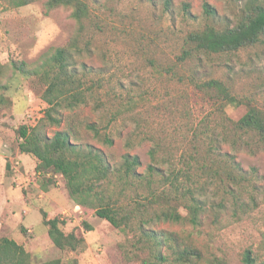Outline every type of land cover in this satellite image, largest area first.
Here are the masks:
<instances>
[{
  "label": "rangeland",
  "instance_id": "1",
  "mask_svg": "<svg viewBox=\"0 0 264 264\" xmlns=\"http://www.w3.org/2000/svg\"><path fill=\"white\" fill-rule=\"evenodd\" d=\"M45 1L15 7L0 0V62L33 65L51 47L65 46L72 50V66L102 84L88 104L55 114L62 122L49 125V134L69 130L73 142L102 150L114 167L128 153L139 155V173L157 165L154 191L170 196L186 218L155 220L147 228L177 232L206 258L244 264V254L251 250L256 263L264 264V144L256 134L234 129L229 120H239L247 105L223 113L191 78L195 72L201 81L223 80L235 94L264 109V38L238 52L178 61L188 32L207 23L234 26L247 0H87L92 20L82 37L70 8L46 12ZM207 2L216 9L215 17H206ZM169 67L177 74L165 70ZM8 75V90H0V237L23 244L37 264L56 258L64 264H141V259L124 260L120 243L125 232L79 205L61 174L33 179L38 159L20 151L16 129L33 127L45 117V87L14 70ZM140 94L144 97L136 106L128 105L129 96ZM90 123L99 127L100 137L88 128ZM141 192L145 201L148 188ZM191 194L201 206L197 227L185 204L172 200L179 195L190 201ZM132 196L136 192L127 189L121 202L130 203ZM44 214L65 220V231L83 236L86 249L57 247Z\"/></svg>",
  "mask_w": 264,
  "mask_h": 264
},
{
  "label": "trees",
  "instance_id": "2",
  "mask_svg": "<svg viewBox=\"0 0 264 264\" xmlns=\"http://www.w3.org/2000/svg\"><path fill=\"white\" fill-rule=\"evenodd\" d=\"M15 7H22L37 0H8ZM170 2L168 1V4ZM59 7L70 8L71 17L79 25L78 37H82L85 26L92 20L91 6L87 0H46V12ZM206 17L216 16V9L208 2L204 4ZM264 38V0H247L234 26L219 28L207 23L202 28L188 32L182 54L178 56L180 63L204 54L233 53L262 42ZM72 50L68 47L55 46L42 54L36 64L30 65L23 60H12L8 64L0 62V90H8V73L14 70L27 77H34L45 87L42 98L47 103L45 117L35 126L21 125L16 129L19 149L26 154L37 157L38 163L32 173L34 180L47 174H61L66 179L67 188L74 200L85 208H92L96 214L108 220L112 225L126 234L120 243L123 258L127 262L138 261L141 264H226L216 256L206 258L203 250L195 244H187L177 232L150 229L146 226L155 220L182 221L186 217L171 203L168 195H158L152 185L157 173V165L151 164L147 173H139L141 159L137 154H126L120 166H113L105 152L91 145H80L72 141L69 130L56 131L53 136L48 132L49 125H60L62 120L55 116L61 109L73 110L80 105L88 104L95 98L96 88L102 86L95 79H87V73L80 74L72 65ZM176 73L173 67L165 69ZM177 74V73H176ZM193 73L194 86L210 95L218 109L223 113L229 107L247 105L246 113L239 120H229L234 129L243 133H254L264 144V109L253 101L238 96L231 87L220 79L199 80ZM5 78H7L5 80ZM4 95V94H3ZM3 97V96H2ZM0 97V101H4ZM144 95H131L128 105H137V99ZM88 128L100 137L101 130L95 123ZM112 144L113 140L105 136ZM152 158L157 160L156 151L152 150ZM211 151L209 155H211ZM226 156V155H225ZM193 159H196L192 155ZM204 168L212 166L201 164ZM42 184V183H41ZM44 188H46L42 184ZM148 188V194L141 200V189ZM116 188H120L119 191ZM47 189V188H46ZM136 192L130 203L121 202L126 190ZM183 199V200H181ZM176 195L175 201H182L190 210V222L194 226L200 224L199 201L191 194L190 201ZM157 203L159 206L151 205ZM151 205V206H150ZM43 222L48 226V233L54 244L62 250L78 251L87 247L86 239L75 231L66 232L65 220L59 216L47 218ZM91 228V226H88ZM23 231H26L23 228ZM145 255V256H143ZM143 256V257H142ZM244 264H257V257L251 250L244 254ZM0 264H37L31 252L13 238L0 237ZM43 264H64L61 258L51 259Z\"/></svg>",
  "mask_w": 264,
  "mask_h": 264
}]
</instances>
